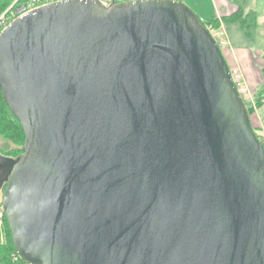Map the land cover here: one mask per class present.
Listing matches in <instances>:
<instances>
[{
  "label": "water",
  "instance_id": "1",
  "mask_svg": "<svg viewBox=\"0 0 264 264\" xmlns=\"http://www.w3.org/2000/svg\"><path fill=\"white\" fill-rule=\"evenodd\" d=\"M24 140L0 206L26 264H264V147L179 0L54 1L0 32Z\"/></svg>",
  "mask_w": 264,
  "mask_h": 264
},
{
  "label": "crops",
  "instance_id": "2",
  "mask_svg": "<svg viewBox=\"0 0 264 264\" xmlns=\"http://www.w3.org/2000/svg\"><path fill=\"white\" fill-rule=\"evenodd\" d=\"M202 21H214L209 31L219 43L228 68H237L243 75L251 97L245 99L252 108L249 123L255 133L264 128V104L257 105L260 91H264L260 75L264 67V0H179ZM240 21L224 20L238 12Z\"/></svg>",
  "mask_w": 264,
  "mask_h": 264
},
{
  "label": "trees",
  "instance_id": "3",
  "mask_svg": "<svg viewBox=\"0 0 264 264\" xmlns=\"http://www.w3.org/2000/svg\"><path fill=\"white\" fill-rule=\"evenodd\" d=\"M13 0H0V14L3 13L7 7L11 4ZM23 1V0H21ZM109 1H119V0H109ZM240 16L241 14L238 12H235L234 14L230 15L229 17H224V20H238V22L242 23V25L246 22V20L240 21ZM201 22L204 24L206 29H209V26L211 24L214 26V21L209 20V21H202ZM244 27V25H243ZM209 31V30H208ZM210 32V31H209ZM263 91L259 92V96L257 97L256 104L260 105L261 100H260V95ZM247 113L252 111V108L249 107L246 102L244 101ZM254 131V130H253ZM255 133V131H254ZM256 134V133H255ZM0 136L5 137L9 140H11L13 143L21 145L24 140V135L23 131L21 129V126L19 122L16 120V118L12 115L10 112L8 105L4 101L2 94L0 92ZM257 136V134H256ZM20 153L21 152V147L19 149H13L11 153ZM10 153V154H11ZM2 191V190H1ZM3 224H2V229L4 233V240H0V264H23L24 262L21 261L20 259L18 260H13L12 255L15 253L14 247H13V242L11 239V235L9 232L8 224L6 221V218L4 216L3 218ZM0 228V229H1ZM1 231V230H0ZM1 234V232H0Z\"/></svg>",
  "mask_w": 264,
  "mask_h": 264
},
{
  "label": "built area",
  "instance_id": "4",
  "mask_svg": "<svg viewBox=\"0 0 264 264\" xmlns=\"http://www.w3.org/2000/svg\"><path fill=\"white\" fill-rule=\"evenodd\" d=\"M15 1H17V0H15ZM54 1H61V0H25L22 4L19 5V7L17 9H15L14 11H11V13H10V11L7 12L8 9H10V8L12 9V6L10 5L11 7L9 6L8 9L0 15V32L17 16H19L23 13H26V12L34 9V8H37L41 5H44V4H47L50 2H54ZM99 1L103 4H108V3L112 2L109 0H99ZM12 12H14V13H12ZM229 71H230V76H231L232 82H233L237 92L241 96L242 100L245 101V99L247 98L248 92H247V87L245 85L242 73L237 68L229 69ZM260 100L264 104V91L260 95ZM257 138L264 147V133H262L261 135L260 134L257 135ZM3 218H4V212H3L2 208L0 207V225L2 224ZM13 259L14 260L19 259V257L16 255V253H14ZM23 264H26V263H23Z\"/></svg>",
  "mask_w": 264,
  "mask_h": 264
},
{
  "label": "rangeland",
  "instance_id": "5",
  "mask_svg": "<svg viewBox=\"0 0 264 264\" xmlns=\"http://www.w3.org/2000/svg\"><path fill=\"white\" fill-rule=\"evenodd\" d=\"M25 0H23V1H21V0H17V1H15V0H13L12 2H11V6H12V9L10 8V9H8V7L10 6H8L7 7V12H9L10 11V13H11V11H14L15 9H17L18 7H19V5L20 4H22L23 2H24ZM10 6V7H11ZM5 10V11H6ZM4 11V12H5ZM12 13H14V12H12ZM2 14V13H1ZM0 14V15H1ZM210 27V26H209ZM211 28V27H210ZM209 30V29H208ZM210 33H211V31H210ZM212 34V33H211ZM213 35V34H212ZM214 37V36H213ZM215 39V38H214ZM260 75H261V77L263 78V83H264V67H261V72H260ZM247 97L249 98V97H251V95H250V92H249V90L247 89ZM262 103V102H261ZM263 104V103H262ZM262 133H264V128L262 127L261 128V130L259 131V133H256L257 135H261ZM22 146V144L21 145H18V144H15V143H13L11 140H9V139H7V138H5V137H2V136H0V152H2V153H4V154H6V155H8V156H10V157H16L19 153H11L12 152V150L13 149H19V147H21ZM11 153V154H10ZM1 195H2V191H0V201H1ZM2 224H3V222H2ZM2 224L0 225V228L2 227ZM1 231V234H0V240H4V233L2 232L3 231V229L1 228L0 229ZM13 255H14V253H13ZM13 255H12V258H13ZM14 260V259H13ZM16 261V260H15Z\"/></svg>",
  "mask_w": 264,
  "mask_h": 264
},
{
  "label": "flooded vegetation",
  "instance_id": "6",
  "mask_svg": "<svg viewBox=\"0 0 264 264\" xmlns=\"http://www.w3.org/2000/svg\"><path fill=\"white\" fill-rule=\"evenodd\" d=\"M7 157H10V156L0 152V159L7 158ZM11 158H13V157H11ZM1 171H2V168L0 167V178H1Z\"/></svg>",
  "mask_w": 264,
  "mask_h": 264
}]
</instances>
